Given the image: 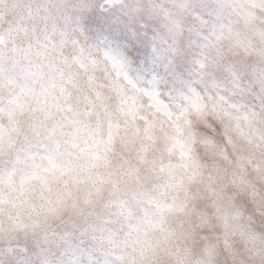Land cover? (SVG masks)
<instances>
[{
	"label": "clouds",
	"instance_id": "9594fccd",
	"mask_svg": "<svg viewBox=\"0 0 264 264\" xmlns=\"http://www.w3.org/2000/svg\"><path fill=\"white\" fill-rule=\"evenodd\" d=\"M0 264H264V0H0Z\"/></svg>",
	"mask_w": 264,
	"mask_h": 264
}]
</instances>
